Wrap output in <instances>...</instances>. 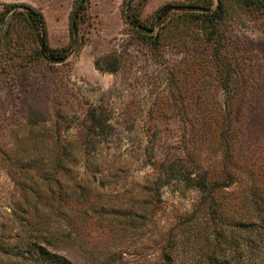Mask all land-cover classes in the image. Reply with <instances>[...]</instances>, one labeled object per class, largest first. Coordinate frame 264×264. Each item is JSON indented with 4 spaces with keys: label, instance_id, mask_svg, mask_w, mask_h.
<instances>
[{
    "label": "trees",
    "instance_id": "obj_1",
    "mask_svg": "<svg viewBox=\"0 0 264 264\" xmlns=\"http://www.w3.org/2000/svg\"><path fill=\"white\" fill-rule=\"evenodd\" d=\"M147 2L123 0L124 22L156 53L169 45L184 50L171 71L186 64L197 92L181 97L189 122L177 128L175 150L144 153L150 172L135 179L130 152L116 150L112 111L83 100L74 108L61 97L68 77L53 80L46 107L25 108L12 142L0 147L14 185L0 216V264H264V125L251 122L253 99L225 33L235 7L264 12V0L165 2L143 17ZM89 3L74 1L63 46L50 44L39 8L3 5L0 46L23 44L22 27L32 36L13 71L18 87L23 68L65 65L85 44ZM173 180L199 196L164 227L161 189Z\"/></svg>",
    "mask_w": 264,
    "mask_h": 264
},
{
    "label": "rangeland",
    "instance_id": "obj_2",
    "mask_svg": "<svg viewBox=\"0 0 264 264\" xmlns=\"http://www.w3.org/2000/svg\"><path fill=\"white\" fill-rule=\"evenodd\" d=\"M74 1L0 0V12L5 3H28L39 8L46 20L50 44L63 46L68 42L69 15ZM89 1L93 25L89 28L85 44L70 52L65 65L38 63L23 68L22 83L18 87L13 71L17 64L23 62V56L30 52V48L26 51V46L32 36L26 27H22L19 40L24 41L23 44L8 48L0 46V147L12 142L15 136L13 129L23 118L24 109L31 106L44 109L52 81L60 83L68 77L67 92L61 97L69 98L74 108L78 100H83L112 111L113 122L119 132L116 150L130 152V173L141 180L150 172L144 153L174 151L177 128L189 122L183 113L185 108L181 97L197 93L193 78L185 77L183 69L187 68L186 64L181 72H178L177 65L174 72L171 71L172 64L184 58L186 52L169 45L163 53H156L142 42L124 22L121 13L123 0ZM180 1L183 0H148L142 16L146 17L165 2ZM225 27L229 53L232 60L238 62L246 93L253 99L251 105L247 102L245 106L250 105L251 122L262 126L264 12L237 6L228 16ZM96 61L102 70L95 66ZM189 65L190 69L196 66ZM207 88L214 87L207 82ZM214 91L218 96L223 94L219 88H214ZM199 93L204 92L200 90ZM21 99L25 103L21 104ZM165 108H168V113L161 115ZM1 157L0 152V216L9 211L14 197V185ZM198 196L197 189L187 187L179 180L163 186L162 211L157 221L164 227L169 226L178 216L191 210Z\"/></svg>",
    "mask_w": 264,
    "mask_h": 264
}]
</instances>
